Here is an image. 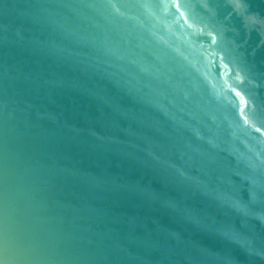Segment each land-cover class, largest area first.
<instances>
[{"label": "water", "instance_id": "1", "mask_svg": "<svg viewBox=\"0 0 264 264\" xmlns=\"http://www.w3.org/2000/svg\"><path fill=\"white\" fill-rule=\"evenodd\" d=\"M0 264H264V0H0Z\"/></svg>", "mask_w": 264, "mask_h": 264}]
</instances>
